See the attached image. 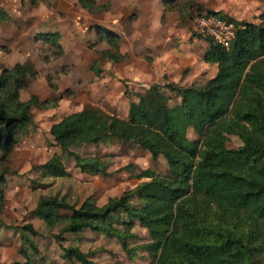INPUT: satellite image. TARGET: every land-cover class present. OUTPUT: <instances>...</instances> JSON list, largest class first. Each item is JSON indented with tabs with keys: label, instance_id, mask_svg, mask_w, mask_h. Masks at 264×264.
<instances>
[{
	"label": "trees",
	"instance_id": "obj_1",
	"mask_svg": "<svg viewBox=\"0 0 264 264\" xmlns=\"http://www.w3.org/2000/svg\"><path fill=\"white\" fill-rule=\"evenodd\" d=\"M43 1L31 0L35 6ZM180 1H165L164 11L186 17L184 9L188 8L189 14H202L201 8L196 10L197 0H185L183 6L177 4ZM78 3L82 9L96 14L108 12L111 7L110 3L101 4L98 0H78ZM206 14L222 18L217 13ZM8 20L0 12V25ZM259 20V24L226 20L235 26V36L228 46L194 31L207 42L204 61L216 65L217 73L202 86L167 84L172 104L151 89L139 93L138 101L130 103L126 119L88 108L52 125L54 145L73 158L76 168L91 176H108L110 163L98 156L84 158L73 149L113 140L139 146L154 162L163 157L168 166L166 175H157L151 169L140 171L136 178L142 182L137 188L101 207L93 197L79 207L65 198H40L37 212L47 211L46 226L51 229L64 226L55 237L64 259L98 264L92 258L95 253L62 245L64 234L88 230L117 239L131 259L138 250L144 251L153 264H264V13ZM99 35L110 46V50L101 54V60L123 62L120 38L102 30ZM38 40L61 49L49 34L39 35ZM36 76L30 63L11 70L1 68L3 161L11 157L21 138L31 130L32 108L49 109L57 105L41 103L37 97L22 102L21 91ZM51 88L58 91L54 85ZM190 130L196 139L188 137ZM231 137L238 138L242 145L229 148ZM132 169L127 167L131 172ZM40 170L46 177L70 176L60 155L52 156ZM6 186L3 173L0 213L6 205ZM134 199L138 205H134ZM119 215L126 217L121 221L122 228L116 227ZM136 223L150 236V242L137 249L131 248V241L137 239L133 233ZM19 233L29 247L21 251L26 259L23 264H32L28 252L38 254L33 239L39 233L32 224L19 229Z\"/></svg>",
	"mask_w": 264,
	"mask_h": 264
},
{
	"label": "rangeland",
	"instance_id": "obj_2",
	"mask_svg": "<svg viewBox=\"0 0 264 264\" xmlns=\"http://www.w3.org/2000/svg\"><path fill=\"white\" fill-rule=\"evenodd\" d=\"M165 1L168 0H98L101 4L110 3L111 7L108 12L96 14L82 9L78 0H45L36 6L31 0H0V12L9 17L0 25V73L1 68L11 70L16 65L32 64L37 76L30 78L21 91L22 102L37 97L41 103L57 104L49 109L33 107V125L29 133L21 138L7 161L0 155V175L5 173L7 184L6 205L0 213V264L26 262L21 251L29 247L19 229L29 224L39 233L33 239L38 254L32 250L28 252L32 264H79L64 259L55 239L64 226L53 229L46 226L44 215L47 211L37 212L40 198H65L79 207L93 197L101 207L110 199L137 188L142 182L136 178L140 171L151 169L157 175L168 173L163 157L154 162L139 146L113 140L108 144L73 149L84 158L98 156L110 163L108 176H91L76 168L73 158L54 145L50 134L53 124L72 113L97 108L126 119L130 103L138 101L139 93L153 89L170 103L167 84L197 87L208 81L206 78L214 73L215 65L195 72L186 55L168 58L164 55L162 61L155 62L151 48L160 44L164 51H169L166 46H170V53L177 52L184 31L192 32V18L198 14H189L188 8L184 9L186 17L175 11L165 12ZM177 4L183 6L185 0ZM195 7L196 10L201 8L202 14H220L227 21L259 24L264 0H197ZM100 30L120 38V53L125 56L123 62L101 60V54L110 50V46L100 37ZM41 34L51 35L61 49L42 44L38 40ZM203 52L202 49L200 55ZM196 61L201 62L200 59ZM187 75L191 78L184 82ZM51 85L58 91L55 92ZM188 137L197 138L191 130ZM241 145L236 137H231L228 143L229 148ZM54 155L62 157L69 177L53 178L42 174L40 167ZM129 166L132 172L127 170ZM133 203L138 205V200L134 199ZM117 218L116 227L122 228L121 221L126 217L119 215ZM133 233L137 239L131 241V248L137 249L150 242L148 231L139 223ZM63 237L64 247L95 253L92 258L98 264H153L144 251L138 250L137 256L131 259L117 239L88 230L76 235L66 233Z\"/></svg>",
	"mask_w": 264,
	"mask_h": 264
},
{
	"label": "crops",
	"instance_id": "obj_3",
	"mask_svg": "<svg viewBox=\"0 0 264 264\" xmlns=\"http://www.w3.org/2000/svg\"><path fill=\"white\" fill-rule=\"evenodd\" d=\"M163 9H165V8H163ZM192 32L187 31V30L184 31L183 41L180 43L181 46L175 50L177 52L170 53V50H171L170 46H168V47L166 46V48H167L166 50H169V51H164V50H162L160 44H157V45H155L154 48H151V51L153 52V56H155V62L158 63L160 60L162 61L161 58H164V55L167 58L171 57V56H177L178 57V56H185L186 55L188 57V61L192 62V65L190 66V68H192L193 70H196L195 72H200L201 70H208L209 67L211 65H213V64H207L204 61V57H205L206 51L208 49V44L203 38L196 36L194 34V30H192ZM202 40H203V42H202ZM202 49L204 52L202 53V55H200V51ZM200 57H202V59ZM131 58L132 59L134 58V55L132 56V53H131ZM172 59H171V61H172ZM197 59H200L201 62L196 61ZM133 66H135V65H133ZM139 66H142V65H138L135 67H139ZM197 66H198V68H196ZM214 70L215 71L213 74H210V76L207 78L205 77L206 80H210L216 75L217 66L215 67ZM190 78L191 77L187 75L183 78V81L186 82Z\"/></svg>",
	"mask_w": 264,
	"mask_h": 264
},
{
	"label": "built area",
	"instance_id": "obj_4",
	"mask_svg": "<svg viewBox=\"0 0 264 264\" xmlns=\"http://www.w3.org/2000/svg\"><path fill=\"white\" fill-rule=\"evenodd\" d=\"M193 30L202 37H212L228 46L235 36V26L226 20L209 14H197L193 18Z\"/></svg>",
	"mask_w": 264,
	"mask_h": 264
}]
</instances>
